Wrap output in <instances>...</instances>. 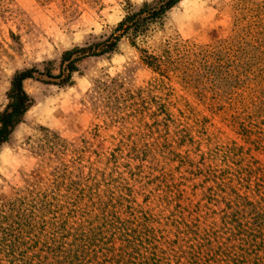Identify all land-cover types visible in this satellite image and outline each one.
Listing matches in <instances>:
<instances>
[{
    "label": "rangeland",
    "instance_id": "374dc122",
    "mask_svg": "<svg viewBox=\"0 0 264 264\" xmlns=\"http://www.w3.org/2000/svg\"><path fill=\"white\" fill-rule=\"evenodd\" d=\"M150 1L0 0V111L17 72L34 69L36 77L23 83L33 105L0 147V239L45 234L40 222L52 220L54 206L86 201L90 186H100L101 195L111 186L132 187L142 203L161 173L150 159L166 166L155 144L175 138L184 125L198 140V118L207 119L212 143L236 142L264 166V148L247 143L225 111L214 109L229 105V70L244 71L262 55L264 0H182L149 26L144 41L124 37L115 52L78 61L67 84L45 73L67 75L65 51L107 38ZM142 49L162 61L161 69L144 61ZM206 52L209 65L222 60L218 74L204 69ZM254 138L264 145V135ZM201 146L210 148L206 141Z\"/></svg>",
    "mask_w": 264,
    "mask_h": 264
},
{
    "label": "trees",
    "instance_id": "16d2710c",
    "mask_svg": "<svg viewBox=\"0 0 264 264\" xmlns=\"http://www.w3.org/2000/svg\"><path fill=\"white\" fill-rule=\"evenodd\" d=\"M181 1L144 2L107 38L65 51L61 61L68 62L67 75H54L49 69L45 73L64 77L59 84H67L78 69V61L115 52L124 37L134 44L144 41L149 26ZM258 33L262 35L261 57L245 64L244 71L237 74H233L234 68L229 70V105L214 109L225 111L236 132L262 149L260 138H254L264 135V32ZM141 51L148 65L161 69L157 56ZM209 56L207 52L204 55V69L218 74L224 64L218 60L209 65ZM254 67H258L256 72L251 71ZM34 78V69L19 71L13 77L9 102L0 111V147L33 105L23 83ZM172 118L170 115L174 122ZM206 122V118H198V140L192 127L184 125L175 138L166 137L155 144V151H161L162 161L171 168L164 171L166 166L161 168V159L155 155L150 159V167L161 173L150 180L155 188L142 203L132 187L111 186L101 195L100 186H90L86 201L54 206L52 220L40 222L45 234L27 235L22 240L0 239V264H264V166L250 156L251 149L244 151L236 142L221 148L212 143L214 140L206 136ZM205 141L208 151L201 148ZM172 142L177 146L174 149ZM183 145L195 146L194 151L185 155L175 152ZM220 156L221 163L217 161ZM175 162L177 166H171ZM143 166H136V181Z\"/></svg>",
    "mask_w": 264,
    "mask_h": 264
}]
</instances>
